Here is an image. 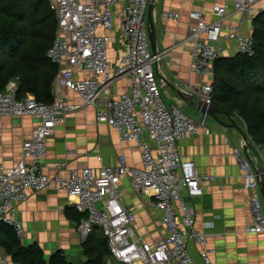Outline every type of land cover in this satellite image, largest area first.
Here are the masks:
<instances>
[{"label":"built area","instance_id":"1","mask_svg":"<svg viewBox=\"0 0 264 264\" xmlns=\"http://www.w3.org/2000/svg\"><path fill=\"white\" fill-rule=\"evenodd\" d=\"M57 19L55 39L47 58L58 68L51 104L40 103L32 96L18 100V84L11 82L0 94V118L37 120L31 140L24 143L20 162L9 169L0 168V221L13 227L18 239L26 236L17 219V206L28 199L27 193L60 190L77 199L76 209L85 218L78 231L83 239L100 229L108 240L113 264H193L189 243L203 247L202 260L210 264L214 250L207 248L208 238L195 231V210L187 200L203 196L204 188L215 178L200 174L193 162H183L178 143L203 133L212 134L207 116L195 120L176 106H167L158 80L156 66L165 53L154 56L148 33L147 12L150 0H47ZM213 1L215 20L204 23L203 14H193L198 25L191 29V72L208 76L220 58L223 42L237 44L239 52L252 56L254 40L242 34L246 23L257 16L261 0H195ZM236 15H246L227 32L226 26ZM163 18L177 21L180 16L163 13ZM120 21L117 28L116 22ZM118 29L126 52L113 69L110 62V33ZM121 78H128L131 94L103 100L112 93ZM195 99L212 105L213 87L184 85ZM62 90L79 95L85 106L98 109L97 122L118 133L124 142H133L141 152V167H130L123 156L117 166L100 170H71L68 176L47 175L42 167L48 140L55 129L66 122L76 106L62 98ZM250 142L258 153L257 162L264 167V145ZM235 156L244 173L245 186L252 190L253 224L250 234H264V215L257 177L242 149ZM255 162V164L257 163ZM63 169L67 164L60 163ZM127 179L133 190L151 200L161 213L167 236L151 244L137 239V216L128 210L121 189ZM0 264H10L8 259ZM19 264V263H14Z\"/></svg>","mask_w":264,"mask_h":264},{"label":"crops","instance_id":"2","mask_svg":"<svg viewBox=\"0 0 264 264\" xmlns=\"http://www.w3.org/2000/svg\"><path fill=\"white\" fill-rule=\"evenodd\" d=\"M213 5V1L198 3L195 0H157V45L160 53L166 52V55L155 69H158L165 82H161L163 98L167 106H176L184 113L198 117L197 120L203 115L185 101L179 92L187 100L198 101L185 90L184 85L202 87L213 84L214 69L208 76L191 72L193 45L191 41L187 42L191 29L199 24L192 15L203 14L204 23H211L215 20ZM256 8L258 17H264V0ZM165 12L179 15L180 18L177 21L167 20L163 18ZM246 18V15L234 16L228 22L225 32ZM116 26L119 28V20ZM256 27L254 22L246 23L241 32L253 37ZM110 35V62L114 69L126 52V46L119 39L118 29ZM238 54L240 52L235 42H223L220 58H235ZM58 91L54 83L53 92ZM61 93L65 103L76 106V109L68 114L66 122L59 125L48 140L46 157L42 160L47 175L68 176L71 170L113 167L118 165L119 158L123 156L130 167H141V152L137 145L122 141L116 130L98 124L99 108L85 106L82 98L69 90H62ZM130 94V80L121 78L113 86L112 93L104 95L103 100ZM225 119L229 122L228 118ZM207 122L212 129L210 136L199 133L178 143L183 162H193L200 174L215 178L214 182L204 188L202 197L187 200L195 210L194 229L207 236V248L215 251L210 256V264H264V234L247 232L253 224V191L246 188L244 173L234 153L236 149H242L243 152L242 139L236 132L223 128L215 121L210 123L209 117ZM236 122L248 132L242 120L236 119ZM36 124L37 120L32 118H0V168L9 169L20 162L23 145L31 140ZM251 157L257 162L254 156ZM60 163L67 164V167L58 168L57 164ZM120 186L126 208L135 213L138 219L137 239L151 244L161 242L167 236L161 213L151 204L150 199L137 194L127 179L122 180ZM27 195V201L17 206V219L26 233L21 240L22 245L39 246L47 259L62 252L71 264L87 263L89 257L84 251L87 238L83 239L78 231L81 215L76 209L77 199L60 190L29 191ZM100 232L95 231L92 238L99 236ZM1 239L0 234V261L8 259L10 264H14L2 246ZM202 250L201 245L192 241L189 243L193 264H205L201 257ZM104 263L114 262L109 256L104 259Z\"/></svg>","mask_w":264,"mask_h":264},{"label":"trees","instance_id":"3","mask_svg":"<svg viewBox=\"0 0 264 264\" xmlns=\"http://www.w3.org/2000/svg\"><path fill=\"white\" fill-rule=\"evenodd\" d=\"M254 24L252 56L240 53L215 61L212 105L242 120L253 141L264 145V17L257 15ZM56 28L57 19L47 0H0V94L16 82L18 100L31 95L40 103H52L59 70L47 54ZM80 215L79 223L85 218ZM100 233L86 239L84 251L89 260L85 264H105L110 256L108 240ZM0 234L14 263L71 264L62 252L47 259L39 246H23L14 228L1 221Z\"/></svg>","mask_w":264,"mask_h":264},{"label":"water","instance_id":"4","mask_svg":"<svg viewBox=\"0 0 264 264\" xmlns=\"http://www.w3.org/2000/svg\"><path fill=\"white\" fill-rule=\"evenodd\" d=\"M156 8H157V0H150V5L147 12V23H148V33L151 44V50L154 56H157L160 53L157 45L158 33H157ZM156 72L159 80L162 83H165L161 74H159L158 69H156ZM179 93L185 101H187L190 105L196 108V111L199 114L211 118L217 124H219L220 126H222L223 128L229 131L236 132L239 138L242 139L241 144H242L243 152L246 158L249 160V163L252 165V169L258 180L259 191L264 198V167L262 163L256 165L255 164L256 161L254 162V159L251 157L254 156L255 158H259L258 153L255 151V149L253 148L250 142L249 139L250 136L237 124L235 116L228 113H223L213 105H207L204 104L203 102L196 101L193 99H189L190 100L189 101L187 100L186 96L183 93L181 92ZM225 118H228L229 122H226Z\"/></svg>","mask_w":264,"mask_h":264},{"label":"rangeland","instance_id":"5","mask_svg":"<svg viewBox=\"0 0 264 264\" xmlns=\"http://www.w3.org/2000/svg\"><path fill=\"white\" fill-rule=\"evenodd\" d=\"M161 83V81H160ZM188 116L192 117L193 119L197 120L199 119L198 117H195L193 114L189 115L188 112H185ZM210 123H213V120L211 118H209ZM253 140V139H252ZM261 204H262V208H263V215H264V199L261 197Z\"/></svg>","mask_w":264,"mask_h":264}]
</instances>
